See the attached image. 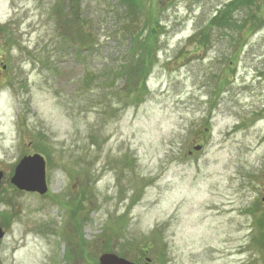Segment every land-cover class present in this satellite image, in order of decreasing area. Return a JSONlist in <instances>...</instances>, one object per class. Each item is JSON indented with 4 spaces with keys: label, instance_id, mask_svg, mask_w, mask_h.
<instances>
[{
    "label": "rangeland",
    "instance_id": "rangeland-1",
    "mask_svg": "<svg viewBox=\"0 0 264 264\" xmlns=\"http://www.w3.org/2000/svg\"><path fill=\"white\" fill-rule=\"evenodd\" d=\"M140 1L0 0V264H264V2L203 43L228 0Z\"/></svg>",
    "mask_w": 264,
    "mask_h": 264
},
{
    "label": "trees",
    "instance_id": "trees-1",
    "mask_svg": "<svg viewBox=\"0 0 264 264\" xmlns=\"http://www.w3.org/2000/svg\"><path fill=\"white\" fill-rule=\"evenodd\" d=\"M174 0H172L173 2ZM264 2V0H228L225 3H223L219 8H216L214 13L209 17L207 24L204 27H202L201 29L198 30V32H193L192 37H195L193 39L196 40V37H204L205 39L202 38V42L204 43V41H209V34H205L204 32H208L207 30H205V27H208L209 30L213 29V30H217L218 32H222V33H237L239 35H230L231 39H240V35L242 32V28H244L245 24L247 23V19H238L235 17L236 12L238 11H245V16L246 18H250L251 22H250V26L254 27V30H257L259 27H261V20L259 19L258 21L254 19V15H255V9L260 7V2ZM123 3H120L123 5L125 14L127 15V23L129 25V23L133 24L136 23L138 21H136L137 18V14H134L132 16V12L130 11V8L135 12L137 9H142V7L144 5L143 2H141L140 0H122ZM125 3H127L125 5ZM130 5V8L128 7ZM130 13V14H129ZM146 20L148 22V24H145L146 26H144V22H140L141 26V30L142 29H148L149 25V31L153 33L154 31V27L153 25L150 23V19H148V15L146 17ZM157 21H155L156 23ZM257 24H259L260 26H257ZM127 25V30H130L128 28ZM157 25V23H156ZM200 25H198V27H200ZM132 30H134V28L132 27ZM211 32V35H213L214 31H209V33ZM137 33V32H136ZM137 34H133L131 36V38H133V36H135ZM235 37V38H234ZM138 45V44H137ZM136 45V46H137ZM202 47L203 44L201 43ZM200 46V45H198ZM139 49H142V46L138 45ZM137 50V49H135ZM134 50V53H135ZM142 54V51H140ZM139 53V52H138ZM138 53H136V56L138 55ZM124 70H126V66L122 67Z\"/></svg>",
    "mask_w": 264,
    "mask_h": 264
},
{
    "label": "water",
    "instance_id": "water-1",
    "mask_svg": "<svg viewBox=\"0 0 264 264\" xmlns=\"http://www.w3.org/2000/svg\"><path fill=\"white\" fill-rule=\"evenodd\" d=\"M195 148H199V146H195ZM45 168L46 162L41 154L24 155L16 164L10 181L20 190L43 194L47 191ZM2 175L3 172L0 170V181ZM2 236L3 230L0 227V237ZM98 260L99 264H137L125 257L110 252L102 253Z\"/></svg>",
    "mask_w": 264,
    "mask_h": 264
},
{
    "label": "bare ground",
    "instance_id": "bare-ground-1",
    "mask_svg": "<svg viewBox=\"0 0 264 264\" xmlns=\"http://www.w3.org/2000/svg\"><path fill=\"white\" fill-rule=\"evenodd\" d=\"M41 262V263H40ZM40 264H42V261H39Z\"/></svg>",
    "mask_w": 264,
    "mask_h": 264
}]
</instances>
